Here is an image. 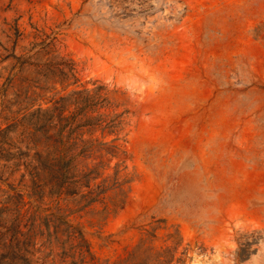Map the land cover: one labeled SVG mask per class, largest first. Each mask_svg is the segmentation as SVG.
Returning <instances> with one entry per match:
<instances>
[{
	"label": "rangeland",
	"instance_id": "rangeland-1",
	"mask_svg": "<svg viewBox=\"0 0 264 264\" xmlns=\"http://www.w3.org/2000/svg\"><path fill=\"white\" fill-rule=\"evenodd\" d=\"M61 98L104 122L75 134L81 194L104 190L86 207L35 179ZM64 220L100 263L165 220L175 264H264V0H0V236L29 242L17 264H71Z\"/></svg>",
	"mask_w": 264,
	"mask_h": 264
},
{
	"label": "trees",
	"instance_id": "trees-1",
	"mask_svg": "<svg viewBox=\"0 0 264 264\" xmlns=\"http://www.w3.org/2000/svg\"><path fill=\"white\" fill-rule=\"evenodd\" d=\"M62 67L58 68V71L62 78L68 79L72 75L74 77V68L72 64H61ZM102 87H98L95 94L86 98H76L75 104H85L86 108H93L99 104H105L107 98L102 95ZM73 96L82 94L80 91L72 93ZM82 100V101H81ZM66 98H61L56 102V105L47 111L43 116V124L41 131L49 141V146L45 154H41L43 160V168L35 172V179L42 182L41 186L49 187L51 196L60 197L62 195L78 197V203L84 202V207L92 204L98 200V197L104 190H101V186H98L97 190H90L87 193L81 194V187L91 188V173L80 172L77 165L74 164L77 155L82 154L85 151V147L77 154L74 151L78 147L75 137L78 129L81 127L89 126H102L101 120L96 122L91 118H88L84 122L77 121V115L66 116ZM40 112V110H38ZM79 122V123H77ZM114 121L108 122L104 128H115ZM100 189V191H99ZM75 200V201H76ZM66 225V233L68 241L74 240L71 245V250L74 252L68 254L64 252V256L73 258L71 264H109L108 261L100 263L95 254L92 252V248L88 240L86 239L84 232L72 226L67 221H62ZM165 220H156L152 230L147 232L146 239H141L135 249L129 254L124 264H175V260H182V257L177 258L178 249L181 245V237L179 231L168 234V240H172L174 247H157L155 241L158 239L157 232L162 229V223ZM4 244L5 250L0 255V264H4L9 261V264H17L19 253L25 249V245H29V242L23 243L14 236L10 239L9 243L4 240V235L0 236V245ZM185 253V251L183 252ZM8 263V262H7Z\"/></svg>",
	"mask_w": 264,
	"mask_h": 264
}]
</instances>
